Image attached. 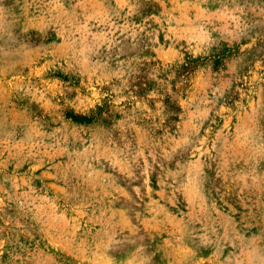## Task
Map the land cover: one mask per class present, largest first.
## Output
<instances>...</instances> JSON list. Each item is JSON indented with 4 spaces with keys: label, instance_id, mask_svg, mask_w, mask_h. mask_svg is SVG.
I'll use <instances>...</instances> for the list:
<instances>
[{
    "label": "rangeland",
    "instance_id": "obj_1",
    "mask_svg": "<svg viewBox=\"0 0 264 264\" xmlns=\"http://www.w3.org/2000/svg\"><path fill=\"white\" fill-rule=\"evenodd\" d=\"M100 154L108 194L69 201ZM0 245L264 264V0H0Z\"/></svg>",
    "mask_w": 264,
    "mask_h": 264
},
{
    "label": "clouds",
    "instance_id": "obj_2",
    "mask_svg": "<svg viewBox=\"0 0 264 264\" xmlns=\"http://www.w3.org/2000/svg\"><path fill=\"white\" fill-rule=\"evenodd\" d=\"M115 167L112 159L103 154L86 159L72 179L63 177L69 201L84 206L91 201H102L113 183V177L108 169L115 170Z\"/></svg>",
    "mask_w": 264,
    "mask_h": 264
}]
</instances>
